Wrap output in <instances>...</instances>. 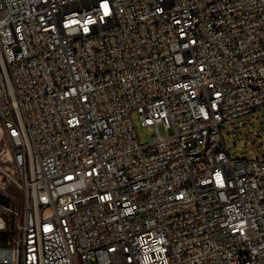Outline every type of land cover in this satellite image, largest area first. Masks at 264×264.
<instances>
[{"label":"built area","instance_id":"1","mask_svg":"<svg viewBox=\"0 0 264 264\" xmlns=\"http://www.w3.org/2000/svg\"><path fill=\"white\" fill-rule=\"evenodd\" d=\"M262 109L264 0H0V264H264Z\"/></svg>","mask_w":264,"mask_h":264},{"label":"rangeland","instance_id":"2","mask_svg":"<svg viewBox=\"0 0 264 264\" xmlns=\"http://www.w3.org/2000/svg\"><path fill=\"white\" fill-rule=\"evenodd\" d=\"M131 118L138 139L142 142H149L156 134L155 131L142 125L137 111L131 112ZM159 128L162 135L166 136L163 125H160ZM173 133L174 131L171 130L170 134L173 135ZM222 135L231 157L264 159V109L224 122L222 124ZM8 150L9 145L0 130V163L5 166L12 165L7 160ZM4 192L7 194V196H4L7 204L0 206V212L11 217L12 234L16 235L18 233L17 226L22 224L24 219V192L14 185H5L0 182V194ZM3 207L10 208L12 212L6 214Z\"/></svg>","mask_w":264,"mask_h":264},{"label":"crops","instance_id":"3","mask_svg":"<svg viewBox=\"0 0 264 264\" xmlns=\"http://www.w3.org/2000/svg\"><path fill=\"white\" fill-rule=\"evenodd\" d=\"M6 204H7V200L4 197L0 196V206L6 205Z\"/></svg>","mask_w":264,"mask_h":264},{"label":"trees","instance_id":"4","mask_svg":"<svg viewBox=\"0 0 264 264\" xmlns=\"http://www.w3.org/2000/svg\"><path fill=\"white\" fill-rule=\"evenodd\" d=\"M0 196H1V197H4V195H3V194H0ZM4 198H5V197H4Z\"/></svg>","mask_w":264,"mask_h":264},{"label":"bare ground","instance_id":"5","mask_svg":"<svg viewBox=\"0 0 264 264\" xmlns=\"http://www.w3.org/2000/svg\"><path fill=\"white\" fill-rule=\"evenodd\" d=\"M9 156V155H8Z\"/></svg>","mask_w":264,"mask_h":264}]
</instances>
